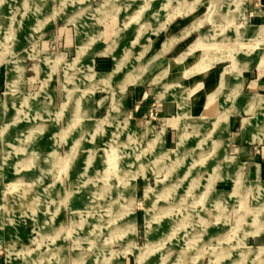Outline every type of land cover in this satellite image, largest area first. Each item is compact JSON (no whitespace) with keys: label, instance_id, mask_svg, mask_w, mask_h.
Listing matches in <instances>:
<instances>
[{"label":"rangeland","instance_id":"obj_1","mask_svg":"<svg viewBox=\"0 0 264 264\" xmlns=\"http://www.w3.org/2000/svg\"><path fill=\"white\" fill-rule=\"evenodd\" d=\"M257 75L264 0H0V264H264Z\"/></svg>","mask_w":264,"mask_h":264},{"label":"crops","instance_id":"obj_2","mask_svg":"<svg viewBox=\"0 0 264 264\" xmlns=\"http://www.w3.org/2000/svg\"><path fill=\"white\" fill-rule=\"evenodd\" d=\"M246 83L247 90L252 93L253 96H262V93H264V77L261 78L260 76H249L246 79L243 80V83ZM207 85V84H206ZM240 144V143H239ZM237 145L236 148H234L235 152L237 154H243L244 158L247 160H251L247 163V174L251 177L258 178L259 176L264 175V154H256L255 152H248L247 146ZM236 160H238V156H233ZM237 162V161H236ZM250 237V236H249ZM260 237V236H256ZM254 238V237H250Z\"/></svg>","mask_w":264,"mask_h":264},{"label":"bare ground","instance_id":"obj_3","mask_svg":"<svg viewBox=\"0 0 264 264\" xmlns=\"http://www.w3.org/2000/svg\"><path fill=\"white\" fill-rule=\"evenodd\" d=\"M8 263H9V264H16V262H14V261L12 260V258H11V257L9 258V261H8Z\"/></svg>","mask_w":264,"mask_h":264}]
</instances>
